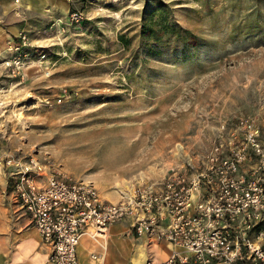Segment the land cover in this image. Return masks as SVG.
I'll return each instance as SVG.
<instances>
[{"label": "rangeland", "instance_id": "374dc122", "mask_svg": "<svg viewBox=\"0 0 264 264\" xmlns=\"http://www.w3.org/2000/svg\"><path fill=\"white\" fill-rule=\"evenodd\" d=\"M65 1L64 11L13 5L25 16L6 44L23 32L32 46L13 73L0 54L4 148L120 196L196 163L224 120L231 130L249 118L264 148V0ZM75 10L82 18L70 21ZM165 28L186 30L187 42ZM8 192L0 235L11 246L15 225L26 226Z\"/></svg>", "mask_w": 264, "mask_h": 264}, {"label": "built area", "instance_id": "2783aa9c", "mask_svg": "<svg viewBox=\"0 0 264 264\" xmlns=\"http://www.w3.org/2000/svg\"><path fill=\"white\" fill-rule=\"evenodd\" d=\"M30 46L23 32L7 42L11 58L4 63L12 73L24 66L19 55ZM44 58L41 53L39 61ZM226 123L196 163L189 159L160 179L137 181L114 203L90 182L51 169L49 160L22 162L10 176V191L46 249V262L78 264L83 234L98 240L127 221V235L170 246L163 264H264V148L249 118L231 130ZM15 156L0 153V170ZM142 264L158 263L148 257Z\"/></svg>", "mask_w": 264, "mask_h": 264}, {"label": "crops", "instance_id": "0c3cea01", "mask_svg": "<svg viewBox=\"0 0 264 264\" xmlns=\"http://www.w3.org/2000/svg\"><path fill=\"white\" fill-rule=\"evenodd\" d=\"M47 4L55 8L60 7L62 11L66 7L65 0H21L20 7L24 9L31 7L30 9L40 11ZM13 5L17 6L18 4H14L13 0H0L1 55L5 54L3 52L7 49V39L19 31L18 20L24 19L25 16L12 11L14 10ZM6 150L16 152V160L12 165H4L0 170V216L4 210H7V207H3L2 203V189L7 187L9 192L6 198L15 204L17 210L21 209V215L25 221L23 226H26V228L23 229L21 226L13 224V226H18V229L11 235V246H7L5 236L0 235V264H48L46 262V249L40 245L35 229L10 191V176L16 172L22 162L24 163V160L22 161L18 156L17 149L4 148L0 145V153ZM97 189L101 198L109 202L114 203L120 198L118 189L113 187L112 184L108 186V181L104 185H98ZM128 226L127 221L115 223L108 227L103 235L104 237L98 240H93L83 234L76 249L78 264H142L148 257H153L158 264H163L170 251V246L165 242L150 243L144 237L129 236L127 235ZM4 228L3 224L0 225V233Z\"/></svg>", "mask_w": 264, "mask_h": 264}, {"label": "trees", "instance_id": "16d2710c", "mask_svg": "<svg viewBox=\"0 0 264 264\" xmlns=\"http://www.w3.org/2000/svg\"><path fill=\"white\" fill-rule=\"evenodd\" d=\"M163 32H165L167 35L172 34V32H173V36L175 38H179V39L183 40V43L187 42L186 38L190 34L186 30H181L179 28L177 30H175V28H174L173 31L171 29L165 28L163 30ZM148 37L152 38V41H154V44L152 46H150L149 49H148L150 55H154L156 53V51L158 50L157 47L161 46L160 45L161 44L160 43V38L158 37V35H156L154 32H152L150 30H149V36ZM118 40H119V42L122 43V45L127 44V41L124 40L123 36H121V35L118 36Z\"/></svg>", "mask_w": 264, "mask_h": 264}]
</instances>
